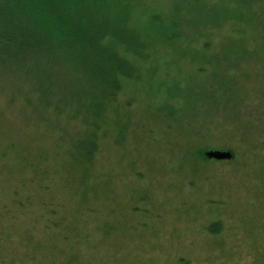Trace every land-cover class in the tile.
<instances>
[{"label":"rangeland","instance_id":"1","mask_svg":"<svg viewBox=\"0 0 264 264\" xmlns=\"http://www.w3.org/2000/svg\"><path fill=\"white\" fill-rule=\"evenodd\" d=\"M116 2L149 41L125 53L116 40L133 76L102 119V150L87 183L80 166L58 185L0 162V264H250L255 247L240 227L264 237V0ZM46 74L35 86L0 75V140L64 166L70 144L55 149V114L38 99L53 90ZM210 149L234 158L206 160ZM26 190L29 206L12 203ZM43 200L60 204L58 228ZM218 219L226 231L214 237L204 226Z\"/></svg>","mask_w":264,"mask_h":264},{"label":"trees","instance_id":"2","mask_svg":"<svg viewBox=\"0 0 264 264\" xmlns=\"http://www.w3.org/2000/svg\"><path fill=\"white\" fill-rule=\"evenodd\" d=\"M116 1L0 0V67L5 68L0 75H4L6 82L14 80L13 86L27 81L35 86L38 77L46 81L49 78L46 72L53 70V90L38 92V99L46 100V109L51 107L55 114V121L50 122L58 136L55 149L59 151L61 142L70 144L66 164L59 166L57 155L48 156L45 150L43 158L37 151L32 159L30 146L19 148L16 142L1 139L0 162L11 160L16 167L23 165L36 171L41 181H55L58 185L66 182L64 177L74 175L73 169L80 166L83 170L80 180L87 183L90 167L86 163L93 161L102 150L99 133L102 119L106 118L112 104L117 103L123 89V78L131 79L133 76V66L120 53L119 45L116 48V40L117 44L120 40L124 45L125 53L129 51L131 42L139 48L148 40L142 41L143 34H138L133 25L128 26L131 17L129 6ZM173 12H179V9H171L170 13ZM154 25L158 28L156 23ZM106 38L109 39L107 42ZM13 70L18 73L12 74ZM40 87L44 88L43 84ZM31 92L36 93L31 89L27 96ZM16 95L12 94L11 99H16ZM28 99L26 97L27 102ZM115 113L116 109L111 111V114ZM59 120L65 125L60 127ZM113 125L119 129V125ZM205 151L204 158L210 160ZM47 159L54 164L51 169L43 170ZM32 178H24L22 182H29ZM85 202L83 199L82 203ZM12 203L20 207L29 206L32 203L30 190L24 194L15 192ZM47 203L43 200L41 210L45 208L58 216L59 221L55 222L58 228L66 219L58 209L60 204L49 207ZM80 207L82 211L79 214L83 215L85 207ZM240 228L255 247L250 264H264V245H259L261 240L264 242V237L258 238L255 229L246 230V225ZM204 231L218 237L226 231L225 221L213 220L204 226Z\"/></svg>","mask_w":264,"mask_h":264},{"label":"water","instance_id":"3","mask_svg":"<svg viewBox=\"0 0 264 264\" xmlns=\"http://www.w3.org/2000/svg\"><path fill=\"white\" fill-rule=\"evenodd\" d=\"M206 157L215 160H231L234 158V154L229 149H210L205 151Z\"/></svg>","mask_w":264,"mask_h":264}]
</instances>
